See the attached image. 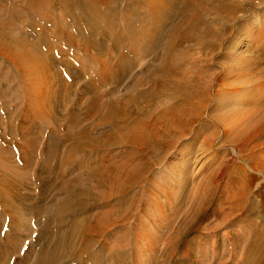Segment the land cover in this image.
I'll return each mask as SVG.
<instances>
[{"label": "bare ground", "instance_id": "obj_1", "mask_svg": "<svg viewBox=\"0 0 264 264\" xmlns=\"http://www.w3.org/2000/svg\"><path fill=\"white\" fill-rule=\"evenodd\" d=\"M18 1L23 3L31 19H37L38 23L29 30L40 38L37 44L50 54L55 50V46L53 42L48 43L47 39L45 40L44 37L47 35L55 36V38L65 37L67 47L77 48L83 53H87L89 49L95 50L96 53L98 50L105 52L106 49L103 47L106 42H109L122 55L120 58L125 55L137 56L141 59L149 56L155 61L152 66L142 69L140 76L135 80L133 87L146 84L148 88L138 94L137 101L140 107L134 110V115L138 117L134 119L133 115L127 112L126 106L130 102L121 101L122 97L101 100L105 95L117 94L116 86L128 74V68L125 65L120 64V68L99 78L105 84H114L115 90L105 91V94H102L99 89L95 90L93 87L98 81H92L83 92L78 91L76 86L72 88L65 83L62 76L63 73L66 77L72 76L71 68L64 66L62 71H59L55 61L51 62L49 53L40 51L37 44L27 38V34L25 37V34L14 33L10 25L13 21L7 19L4 13L5 9L11 13L13 11L0 5V53L11 59V63L18 68L19 75L25 83L26 103L21 113L22 124H26V119H30L34 128H42L46 123L52 126L51 131L47 132L48 138L41 156V192L48 194L54 191L55 195L63 196L61 200H55L47 208L49 223L50 217L54 215L57 217L53 224L56 231L51 234L48 251L38 256L34 264H55L56 261H67L78 257L79 255L75 254L76 241L84 237L85 232L91 233L88 236L100 234L104 230L106 220L120 213L117 207L122 203L124 195L121 196V194L123 193L115 194L121 197L117 198L114 204L108 202L105 205L106 210L91 213L92 210L103 207L102 202L110 201L113 196V192L110 194L106 189L111 179L114 181V177L108 174L111 173L112 167L100 169L98 165L90 167L89 163L78 162L77 169L86 173L84 180L81 177L77 178L78 175L64 179L65 169L61 170L59 165L69 162L73 155L79 152L82 154L93 150L98 151L112 147L107 146L111 143L134 145L139 150L134 158L138 157L139 161L137 166L130 167L129 173L135 176L132 180H140L139 174L141 172L147 174L157 160L165 159L166 151L172 148L187 128L193 124L191 122L201 117L202 112L210 108L208 104L213 102V108L209 109V112L216 113L213 117L222 116L226 119L232 113L241 117L238 122L228 127L227 135L225 134L223 139L226 144L233 145V154L238 157L246 149L259 147L258 149L264 155V101L255 103L252 108H248V103L240 102L243 106L242 110L245 111L243 114L232 110L226 104L215 103V100L219 98V92L223 89V86L219 85L217 92L212 91L216 73L203 69L207 64H203L199 70L184 68L180 60L185 59L181 55L187 54L190 43L210 55L217 50H222L225 40L229 41L228 45H231L230 42L236 43L232 40L237 39L240 26H244V24L235 26L236 11L243 3L253 4L257 1L256 4L264 5V0ZM51 20H54L55 26L51 24ZM258 31L261 35L253 37L256 41L264 38V21L259 25ZM263 44L264 42L260 43L261 48ZM263 52L264 50L260 49L259 54H255L254 59L247 64L246 73L249 72L250 77L243 83H254L252 94L253 91L258 93L261 90L258 88L260 85L263 87L261 92L264 91V67H261L264 64V56L261 57ZM101 62L106 63L102 59ZM82 76L84 75L81 73L77 75V78ZM206 77L209 80H206ZM58 80H62L64 86L58 88L60 93L53 97L52 93L55 92L54 87ZM235 85L234 81L225 84L228 88H233ZM71 93L76 98L89 95L87 98L84 97L88 108L86 115L90 116L96 110L95 115L102 116L103 121L108 123V129L97 133L95 137L92 132L98 128L99 124L95 126L96 128L94 126L80 127L74 132L73 129L78 125L75 121L77 111L74 105L66 104L64 112L69 118L67 128L64 136H58L53 126L54 121L57 113L63 112L61 107L65 100L66 102L75 101L66 98V96L70 97ZM55 98H57L56 101ZM155 100L161 103L164 100V102L160 105L161 107L155 108L152 105ZM77 101L76 99L75 102ZM20 133L25 139L24 143L11 146L5 152L0 147V206L10 217L24 223L26 220L16 215L27 210L39 216L41 206L38 205V201H36L37 204L26 205V196L19 194L20 188H26V175L30 181L28 169L33 164L31 152L35 155L34 144L36 143H30L28 146L31 150L27 151L26 126L21 127ZM1 142L5 141L1 140ZM63 143H68L65 145V156H63L66 160L59 164H50L58 159ZM14 147L20 153L19 161L24 165L23 170L16 168V164H13ZM231 156L230 152L226 153L223 161H226L227 157L230 159ZM130 157L133 158V156ZM249 163L247 162L246 168L255 176H247L246 169L238 167L236 171L239 174L238 181L232 182L227 188L228 197H220L221 206L230 202L229 212L224 213L222 210L220 225H232L235 215L240 214L242 229L240 233L235 234V246L232 244L228 252L231 255L228 256L223 249L220 257L216 258L215 264H264V157L258 163H251L252 165ZM114 167L118 174L125 171L122 165L118 164ZM51 175L59 179L57 184L53 185L54 182L49 180ZM103 175L107 176L106 180L97 179ZM211 179L210 177L209 180ZM210 186V182L202 181L198 190L203 188L207 192ZM12 190L14 195L10 192ZM15 201L19 204H15ZM126 210L129 212V207ZM64 215L70 219L68 224L64 221ZM60 227L64 228L65 232H59L57 236V230ZM179 236H181L180 230L175 236L172 235L171 240L164 247L163 261L170 259L179 247L177 245ZM91 244L90 238L87 248ZM238 247L241 253H237ZM114 250L119 254L124 248ZM86 252L88 251L81 254ZM110 252L108 255L113 258V248ZM14 253L15 251L0 250V260L5 263ZM200 255L198 247L188 246L186 256L192 258L190 264H204L198 261ZM225 256L228 262H224ZM116 263L117 261H113L112 264Z\"/></svg>", "mask_w": 264, "mask_h": 264}, {"label": "rangeland", "instance_id": "obj_2", "mask_svg": "<svg viewBox=\"0 0 264 264\" xmlns=\"http://www.w3.org/2000/svg\"><path fill=\"white\" fill-rule=\"evenodd\" d=\"M256 2L254 1L253 4L243 3L235 13V26L244 24L243 27L240 26L237 39L232 40L236 43L230 42L231 45H228L229 41L225 40L223 49L213 52L212 55L205 54L190 43L187 54L181 55L185 59H180L184 68L199 70L203 64H207L203 69L216 73L212 91L215 93L219 90V85L223 86L215 103L226 104L241 114L245 111L242 110L243 106L240 102L248 103V108H252L255 103L264 101V96H262L264 91L261 92L262 85L258 86L261 88L258 93L253 91L252 94L254 83H243L250 77L249 72L246 73L248 61L253 60L254 55H258L260 49L264 50V44L262 48L260 46V43L264 42V38L259 41L253 39V37L261 35L258 31L259 25L264 21V5H258ZM0 5L13 11L11 13L5 9L4 12L6 18L13 21L10 23L13 32L25 34V37L27 34V38L37 44L40 38L33 35L29 29L38 21L29 17L23 3L18 0H0ZM51 21V24L55 26L54 20ZM44 38L48 43L53 42L55 50L50 54L37 44L38 49L45 54L49 53L51 62L55 61L59 71H62L64 66L71 68L72 76L66 77L64 73L62 76L65 83L72 88L76 86L78 91L83 92L87 85H91L92 81H98L93 87L95 90L99 89L102 94H105V91L115 90L113 89L114 84H105L99 78L101 75H107L120 68V64L125 65L128 68V74L116 86L117 94L114 96L105 95L101 100L107 101L117 96L122 97L121 101L130 102L126 106L127 112L131 113L134 119H138L137 115H134V110L140 107L137 97L140 92L148 88V85L140 84L136 88L133 86L142 69L155 64L151 57L141 59L137 56L125 55L120 58L122 55L109 42H106L103 47L106 49L105 52L98 50L96 53L95 50L89 49L87 53H83L77 48L67 47L65 37L57 36L55 38V36L47 35ZM42 41H44L43 38ZM185 46L188 45L185 44ZM263 56L264 52L261 57ZM101 59L106 63L101 62ZM261 67H264V64ZM81 73L84 76L77 78V75ZM206 80L209 78L206 77ZM232 81L236 82L235 87L225 86ZM261 82H263L262 79ZM62 83V80L56 82L55 92L52 93L53 97L60 93L58 88L64 86ZM24 89L25 83L19 75L18 68L11 63V59L0 53V147L5 152L11 146H19L24 143L25 139L21 136L20 129L26 126V150L28 148L27 151H30L31 147L28 145L36 142L34 144L35 155L31 152L33 164L28 169L30 181L26 175V188H20L19 194L26 196V205L37 204L36 201H38V205L41 206L39 216L31 214L27 210L17 214L16 216L26 220L24 223L10 217L0 206V250L15 251L7 262L4 263L3 260H0V264H34L38 256L48 251L51 234L56 231L53 224L57 217L55 215L50 217L49 223L47 208L52 202L63 197L61 194L55 195L54 191L48 194L41 192V156L45 150L47 132L51 131L52 126L46 123L42 128H34L30 119H26V124H22L21 113L26 103ZM84 97L87 98L89 95L76 98L71 93L70 97L66 96L67 99L71 98L75 101L77 99L78 101H74V103L65 100L61 107L63 112L57 113L53 126L58 136H64L67 120H69L68 115L64 112L66 104L74 105L77 111L75 121L78 125L73 129L74 132L78 131L80 127L90 128L99 124L98 128L95 127L96 129L92 132L95 137L97 133L108 129V123L103 121L102 116L95 115L96 110L90 116L86 115L88 108ZM56 100L57 98H55ZM162 103L155 100L152 105L157 108L161 107ZM212 104L213 102L208 104L210 108L208 107L204 113L202 112L201 117L199 116L194 122H191L193 124L187 128L184 135L174 143L171 149L166 151L165 159L157 160L154 163L155 166L147 174L143 172L139 174L140 180H132L135 176L133 173H129L130 167L138 165L139 159L138 157L134 158V155L139 150L136 146L128 143L120 145L111 143L107 146L112 147L98 151L93 150L82 154L79 152L73 155L69 162L59 165L61 170L65 169L64 179L78 175L77 178L81 177L82 180L86 173L77 169L78 162L89 163L90 167L98 165L100 169L107 166L112 167L111 173L108 174L112 178L114 177V181L111 179L106 189L109 193L113 192V196L110 201L102 202L103 207L94 209L91 213L106 210L105 205L108 202L114 204L117 198L124 196L121 205L117 207L120 213L118 216L106 220L104 230L100 234L88 236L91 233L86 234L85 232V236L76 241L75 254H78V257L67 261H56L55 264H112L113 261H117L116 264L120 262L123 264H190L192 258L186 256V250L190 245L200 249L201 255L198 261L204 262V264H215L216 258L220 257L223 249L228 256L231 255L228 252L230 246L234 245L235 234L240 233L242 229L241 215H235L232 225H220L222 210L224 213L230 210V202L221 206L220 197H228L227 188L232 182L238 181L239 174L236 172L238 167H244L247 176H255L246 168L247 162H250V165L254 162L258 163L264 155L258 149L259 147H256L246 149L236 157L233 154V145L226 144L223 139L227 135L228 127L238 122L241 117L236 116V113H232L226 119L222 116L213 117L216 113L209 112V109L213 108ZM247 105L245 104V106ZM47 125L48 127L45 128ZM1 140L5 142H1ZM66 144L68 143H63L61 146L59 154L61 157L50 164H59L66 160L63 157ZM12 152L15 157L13 164H16V168L23 170L24 165L19 161V151L15 148ZM228 152L232 156L223 161L224 155ZM118 164L125 167V171L121 174L116 173V167L113 168ZM79 171L81 172L79 173ZM109 176L108 178H110ZM210 177L211 180H209ZM98 178L106 180L107 176L103 175ZM50 179L54 182L53 185L59 181L54 175H51ZM202 181L211 183L209 191L206 192L203 188L198 190ZM10 192L14 195L13 190ZM117 193L123 194L115 196ZM78 201L80 200L78 199ZM15 204L19 203L15 201ZM128 207L129 212L126 210ZM69 220V217L64 215L66 224L69 223ZM179 230L181 234L177 239L179 247L170 259L163 261L164 247L171 240L172 235L175 236ZM59 232H65L64 228H58L57 236L60 234ZM87 238L92 239V244L88 248L89 239L87 241ZM13 248L16 249L12 250ZM112 248L113 258L108 255ZM118 248H124L123 252L119 254L115 252L114 249ZM84 251L88 252L81 254ZM238 252H242L239 247ZM228 261L225 256L224 262Z\"/></svg>", "mask_w": 264, "mask_h": 264}]
</instances>
